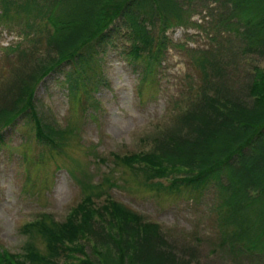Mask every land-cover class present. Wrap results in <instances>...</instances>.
Here are the masks:
<instances>
[{
    "label": "rangeland",
    "instance_id": "obj_1",
    "mask_svg": "<svg viewBox=\"0 0 264 264\" xmlns=\"http://www.w3.org/2000/svg\"><path fill=\"white\" fill-rule=\"evenodd\" d=\"M43 1L37 0L39 8ZM177 1L192 12L187 24L169 17L162 33L158 21L146 23L153 60L128 54L135 34L118 20L105 43L84 52L88 62L62 63L53 71L45 70L58 57L45 31L40 33L38 9H31V27L25 28L23 14H7L0 4V252L22 253L24 224L42 212L62 223L89 196L96 204L111 198L138 214L140 222L158 223L161 234L150 246L191 264H264V251L254 241L232 237L224 243L237 232L214 189L220 182L228 185L227 174L172 190L174 176L151 178L140 166L115 159L154 152L171 139L196 140L201 129L212 136L225 126L221 110L228 105L245 109L239 110L245 127L263 118L252 85L256 73L264 72V51L233 30L218 28L216 35L204 30L207 17L230 15L224 0H195L190 8ZM199 67L210 72L208 79ZM38 121L52 129L53 143L34 138ZM240 163L235 174L241 168L249 174L235 184L242 181L249 198L257 197L264 185V137ZM126 220L125 228L136 234L135 224ZM32 241L46 253L44 240Z\"/></svg>",
    "mask_w": 264,
    "mask_h": 264
},
{
    "label": "trees",
    "instance_id": "obj_2",
    "mask_svg": "<svg viewBox=\"0 0 264 264\" xmlns=\"http://www.w3.org/2000/svg\"><path fill=\"white\" fill-rule=\"evenodd\" d=\"M15 1L0 0V4L4 6L7 14H11L10 10L15 11L16 16L23 14L24 18L20 20L24 22L25 28L31 27L27 23L28 16L33 13L31 9H38L34 18L40 19V33L45 31L48 43L58 57L45 71H53L62 63L88 62L84 52L105 43L109 39L111 28L118 20L135 34V42L128 54L134 59L146 54L153 60L152 36L146 23L154 26V21H158L162 26L161 32L165 33L169 17L185 25L192 13L188 8H179L177 0H45L39 3L43 9L39 8L37 0H19L21 3L13 4ZM194 1L185 0L183 3H187L190 8L189 5H194ZM197 1L206 3L205 0ZM224 2L229 6L230 15L225 18L220 17L221 15L207 17L209 24L205 21L204 30L215 35L218 28L233 30L250 47H259L264 51V0ZM162 45L164 42L160 41L159 47H163ZM199 68L203 71V78L208 79L210 72L203 67ZM255 78L252 86L258 96L256 104L263 112V118L256 121L257 124L253 127H245L246 117H241L239 111L245 109H241L236 103L222 107L225 126L212 136L209 135V130L205 134L206 130L201 129L196 140L177 142L176 139H171L168 145L160 144L159 150L154 152L115 156V159L127 166H140L147 173L144 175L151 178L169 179L174 176L169 186L172 190L191 186L195 188L212 179L215 174H227V186L220 181H214L220 182L214 189L219 203L222 198L223 206L225 204L227 209V223L237 228V232L233 231L224 243L232 237L246 238L250 244H253L251 240L259 244L264 251V185L255 181L261 186V192L257 197L249 198L247 185L242 181L237 186L235 184L236 180L247 179L245 175L249 173L244 168L236 174L234 170L242 166L241 160L264 137V72L258 71ZM27 100L30 105V92ZM12 122L10 120L8 123ZM242 124L246 128L243 132L238 130ZM42 127L39 121L35 123L34 138H45L53 143L52 129L45 127L44 132ZM253 168L251 167L252 170ZM182 169L184 172L178 174L176 170ZM234 174L237 177L233 178ZM250 217L252 218L249 219ZM126 218L135 224L133 227L136 234H131L125 228L128 225ZM160 229L158 223L140 222L138 214L111 198L96 204L88 196L82 198L62 223H56L49 214L41 213L37 220L26 224L21 230L27 236L21 247L22 253L0 252V264H191L161 248L158 250L157 247L150 246L159 237V233L161 234ZM34 236L45 241V254H41L32 243ZM86 248L88 252L84 254L82 250ZM76 254L82 255L84 259L76 263Z\"/></svg>",
    "mask_w": 264,
    "mask_h": 264
}]
</instances>
